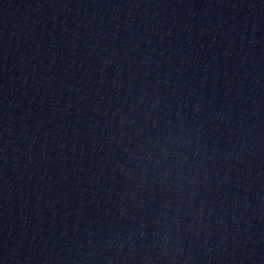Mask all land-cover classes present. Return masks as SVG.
I'll return each mask as SVG.
<instances>
[{"label":"water","instance_id":"1","mask_svg":"<svg viewBox=\"0 0 264 264\" xmlns=\"http://www.w3.org/2000/svg\"><path fill=\"white\" fill-rule=\"evenodd\" d=\"M0 264H264V0H0Z\"/></svg>","mask_w":264,"mask_h":264}]
</instances>
